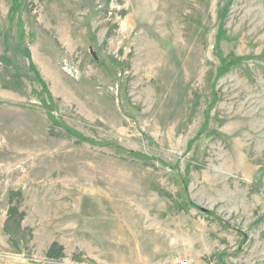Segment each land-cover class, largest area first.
Masks as SVG:
<instances>
[{"label": "rangeland", "instance_id": "rangeland-1", "mask_svg": "<svg viewBox=\"0 0 264 264\" xmlns=\"http://www.w3.org/2000/svg\"><path fill=\"white\" fill-rule=\"evenodd\" d=\"M264 264V0H0V264Z\"/></svg>", "mask_w": 264, "mask_h": 264}, {"label": "built area", "instance_id": "built-area-1", "mask_svg": "<svg viewBox=\"0 0 264 264\" xmlns=\"http://www.w3.org/2000/svg\"><path fill=\"white\" fill-rule=\"evenodd\" d=\"M181 264H188V262H187V261H185V262H181Z\"/></svg>", "mask_w": 264, "mask_h": 264}]
</instances>
